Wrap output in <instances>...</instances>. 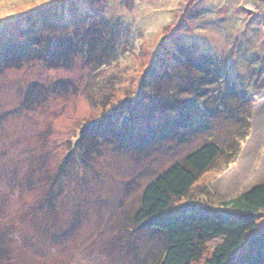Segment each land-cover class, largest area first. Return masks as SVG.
Returning a JSON list of instances; mask_svg holds the SVG:
<instances>
[{
	"label": "rangeland",
	"instance_id": "obj_1",
	"mask_svg": "<svg viewBox=\"0 0 264 264\" xmlns=\"http://www.w3.org/2000/svg\"><path fill=\"white\" fill-rule=\"evenodd\" d=\"M58 14L75 29L53 33L47 24H54ZM103 25L114 30L113 39L119 43L117 61L109 67H86L76 56L70 67L52 69L35 57L0 74V229L12 221L19 224L24 216L19 218V213L37 203L39 189H17L29 177H38L34 184L52 185L56 195L51 223L56 224V241L50 234L42 236L39 250H20L13 242V264H155L162 240L134 223L142 192L206 142H227L223 149L235 143L239 157L227 164L219 159L173 210L201 206L236 213L222 203L264 183V98L257 99L264 95V0H0V44H31L41 31L42 45L31 47L40 52L52 40L76 34L81 39ZM177 43L218 57L228 73L221 87L216 85L219 93L232 81L248 91L247 100L230 99L228 109L194 123L204 129L184 140L178 132L158 140L151 137L161 124L177 119L165 107V115L158 118L153 115L160 108L154 114L142 113L133 133L152 141L136 150L122 148L109 133L108 143L88 128L103 131L120 125L127 132V101L150 96L141 86L142 78L153 66L160 67L157 63L169 58ZM182 81L177 86L190 90ZM30 89L42 100L27 99ZM215 99L201 109H214ZM247 109L252 113L248 136L235 142ZM100 121L104 124L98 125ZM30 229L21 224L18 233L30 238Z\"/></svg>",
	"mask_w": 264,
	"mask_h": 264
},
{
	"label": "trees",
	"instance_id": "obj_2",
	"mask_svg": "<svg viewBox=\"0 0 264 264\" xmlns=\"http://www.w3.org/2000/svg\"><path fill=\"white\" fill-rule=\"evenodd\" d=\"M57 17L60 18V22ZM102 22L109 24L108 21ZM41 24L44 27L46 23L41 22ZM106 25L90 30L92 33L81 39L76 34L74 36L76 38L64 41L56 39V42L52 40L40 52L32 51L31 47L42 45L43 39L40 36L44 33L41 31L38 33L39 37H36L31 44L27 40L22 43L8 41L0 44V74L7 67L20 68L24 63L35 60V57L45 61L52 69L70 67L76 56H80L86 67L94 66L97 67L96 70L109 67L117 61L119 43L116 38L113 39L114 30L105 27ZM70 26L72 25L62 20L61 14L56 15L54 24H47V27H50L56 35L60 29L61 33L67 28L75 29ZM31 32L28 31V33ZM193 49L186 45H176L175 52L169 55V58L167 56L157 63L160 67L156 69L153 66L142 78L141 86L151 94L144 101H139L140 98L127 101L129 107L127 106V114L124 113V117H130L127 120L129 123L127 132L120 129V125L115 129L111 128L114 131L107 130L105 127L103 131L96 126L88 128L94 130L108 143L112 140L108 135L112 134L113 136L110 137L118 139L122 148L130 147L136 150L142 144L152 141L148 136L142 138L133 133L132 129L135 128L133 125L141 121L142 113L154 114L158 108L161 112H156L153 115L154 118H158V114L165 115L164 109L168 114L173 113L177 119L161 124L151 137L158 140L165 133L171 136L172 133L178 132L181 135L180 139L184 140L196 130L204 129L200 128L202 124L196 126L194 123L202 122L205 118L209 121L214 118L215 113H220L223 108L228 109L231 104L230 99L247 100L248 91L238 88L232 81H227L224 92L219 93L217 86H220L227 77V67L218 57L197 54ZM178 80H183L182 84L189 85L191 89L188 90L186 87L187 90H182V87L177 86ZM162 81L164 85H161ZM215 86L217 88L213 90L212 87ZM152 87L153 90H151ZM159 92H165V95H159ZM33 93V89H30L27 92V99L32 96L35 101L42 100V96L36 99ZM214 98H216L215 101L218 100L214 109L207 108V111L201 109L203 108L201 105ZM262 98L264 95L257 99ZM139 102L148 106L144 108L142 103L138 105ZM251 114V110L247 109L243 124L238 123L233 137L236 139L235 142L237 140L242 142L248 136ZM102 122L98 125L104 124ZM224 144L226 145L227 142ZM225 145L219 146L213 142L202 144L188 153L180 162L164 170L144 188L140 208L134 215V223L148 228L153 235L159 236L162 240L161 255L155 264H196L202 259H205L203 264H264V183L222 203L224 208L234 210L236 213L201 206L173 210L176 207L174 203L184 198L219 159L223 158L227 164L229 159L235 160L239 157V145L234 146V143L223 149ZM77 150L82 153V146H78ZM84 155L86 157V153ZM35 176L29 177L28 181L20 184L17 189L23 193L39 189L37 203L29 211L26 209L25 213H19V218L24 215L19 224L16 225V222L12 221L8 228L0 229V264H13V242L18 244L20 250L27 248L39 250L38 243L42 236L50 234L56 241V224L51 226L56 214L55 190L52 185L41 182L34 184ZM54 177L53 184L56 183V174ZM21 224L31 226L30 238L28 234L18 233V226ZM206 255H209L207 259L204 258Z\"/></svg>",
	"mask_w": 264,
	"mask_h": 264
},
{
	"label": "bare ground",
	"instance_id": "obj_3",
	"mask_svg": "<svg viewBox=\"0 0 264 264\" xmlns=\"http://www.w3.org/2000/svg\"><path fill=\"white\" fill-rule=\"evenodd\" d=\"M95 28V27H94ZM40 39V38H39Z\"/></svg>",
	"mask_w": 264,
	"mask_h": 264
}]
</instances>
